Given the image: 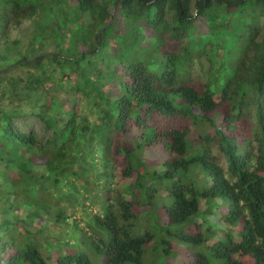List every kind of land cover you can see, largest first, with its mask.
Returning <instances> with one entry per match:
<instances>
[{
  "label": "trees",
  "instance_id": "obj_1",
  "mask_svg": "<svg viewBox=\"0 0 264 264\" xmlns=\"http://www.w3.org/2000/svg\"><path fill=\"white\" fill-rule=\"evenodd\" d=\"M263 19L264 0H0V264H171L175 242L184 264H264Z\"/></svg>",
  "mask_w": 264,
  "mask_h": 264
},
{
  "label": "rangeland",
  "instance_id": "obj_2",
  "mask_svg": "<svg viewBox=\"0 0 264 264\" xmlns=\"http://www.w3.org/2000/svg\"><path fill=\"white\" fill-rule=\"evenodd\" d=\"M262 24V31H264V19L261 20V23ZM25 26V25H24ZM14 35V33H12ZM22 41H24V38L21 39ZM57 45V44H56ZM69 46V45H68ZM52 47H55V46H52ZM68 47H56L57 49V52H61V53H65V51L67 50ZM207 67V64L205 62L204 59H201L198 63V61H194V66L192 67L191 69V72H192V75L194 74H197L198 76V80L199 82H204V79H203V72L204 70L206 69ZM200 77V78H199ZM215 157L217 158L218 162L221 164V165H224V162H223V158L222 156L217 152L215 153ZM105 175H104V179H103V183L101 185V189L102 188H107L109 187V184L111 185L113 181L110 182V174L108 173V170H105ZM196 177L193 181H195V183H203V180H202V174L199 173V172H196ZM204 209V207H200V212H202ZM66 211V214L69 215V210L68 208L65 210ZM199 219L198 221L201 222L202 219H205L206 220V216L205 214H199ZM213 217H207V219H209L211 222L213 221ZM215 224V223H213ZM188 223L187 224H184L180 227H177L176 230H181V231H185L186 229H188ZM215 229L218 230V233H217V236L220 237V239H225L226 238V235L228 234V228L227 227H223V226H218V224L214 225ZM190 229H194V226L192 225L191 227H189ZM233 233V232H232ZM173 249H174V254L171 256V264H184L186 261H190L192 258L190 257V253L192 251H194L195 247L192 246V245H183V244H179L177 242L173 243ZM197 249V248H196Z\"/></svg>",
  "mask_w": 264,
  "mask_h": 264
}]
</instances>
